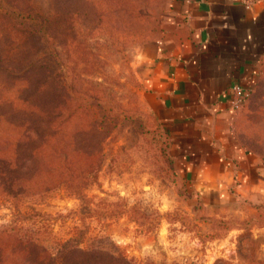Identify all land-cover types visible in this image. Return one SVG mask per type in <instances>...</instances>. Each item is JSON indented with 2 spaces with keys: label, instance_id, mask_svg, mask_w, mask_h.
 I'll use <instances>...</instances> for the list:
<instances>
[{
  "label": "rangeland",
  "instance_id": "1",
  "mask_svg": "<svg viewBox=\"0 0 264 264\" xmlns=\"http://www.w3.org/2000/svg\"><path fill=\"white\" fill-rule=\"evenodd\" d=\"M169 1L0 0V11L32 17H0L2 31L13 24L35 30L44 34L38 45L45 48V68L29 78L0 71L6 246L12 236L37 232L43 245L81 241L135 264H264V192L204 204L178 172L169 131L145 94L142 59L161 35ZM20 45L10 56L17 70L30 58L22 57ZM41 78L36 102L49 145L37 159L23 146L37 134L26 114L33 106L17 94L37 93L30 86ZM262 91L248 97L256 130L248 145L264 154ZM55 171L61 180L51 181ZM3 258V264H31L24 260L33 256L4 248Z\"/></svg>",
  "mask_w": 264,
  "mask_h": 264
},
{
  "label": "crops",
  "instance_id": "2",
  "mask_svg": "<svg viewBox=\"0 0 264 264\" xmlns=\"http://www.w3.org/2000/svg\"><path fill=\"white\" fill-rule=\"evenodd\" d=\"M170 0L151 44L144 91L171 137L178 172L204 204L264 192V154L250 147V102L264 87V0ZM247 127V129H246Z\"/></svg>",
  "mask_w": 264,
  "mask_h": 264
},
{
  "label": "trees",
  "instance_id": "3",
  "mask_svg": "<svg viewBox=\"0 0 264 264\" xmlns=\"http://www.w3.org/2000/svg\"><path fill=\"white\" fill-rule=\"evenodd\" d=\"M20 9L22 10L24 9V7ZM12 13L8 10H1L0 17L20 16L21 21L24 22L25 19L30 16L29 14L19 15ZM30 19H32L31 16ZM24 29L25 30H21V28L18 29L13 24L9 27L7 32H4L2 31V26L0 25V38L4 40V44L8 45V49L6 50V52L9 53L7 58L1 55V53L5 50L0 43V71L2 70L6 72L10 77L13 78H29L31 75L27 74L34 73V69L38 68L37 72H39L42 68H45L44 65H41L43 64V61L41 62V57L45 54V48H42L38 45L41 40L44 39V34H38L39 32H35V30L33 31L26 30V28ZM15 44H28V48H25L20 45V51L23 55L22 57H24L25 54H27L28 57L30 56V58L23 62L21 70H17L15 66L10 63V56L13 53L12 50L14 51V49L16 48L14 46ZM12 46L14 47L11 50ZM46 71L47 70L45 69L43 72L46 73ZM44 81L45 79L42 80V78L40 81L37 82L33 79V83L30 87L31 89L34 88V92L36 91L37 93H28L26 94L29 95L28 97L21 96L20 92H18L17 94L20 100L26 101L35 108L32 109V107L30 112L26 114L31 117L33 121L32 129L37 134H33L32 136H30V138L32 139L29 141V143H24L23 146L25 145L30 148L32 153H34L33 156L37 159L43 158L48 153L46 147L49 145V140L41 138V136L44 135L42 127L43 121L40 115L41 110L40 108H38V106L41 107V105L40 103L36 102L38 101V99L36 98L42 95L41 90H43ZM252 93L253 92L251 90L248 94L242 96L241 103L237 110H240L241 108L246 106V103L248 102V97ZM22 123L23 122H21V124ZM51 154L53 153H50L48 155ZM61 177V173L55 171L52 173L51 181H59L61 180ZM1 234L2 233H0V264H3L4 248H10L12 254L25 252L26 257L32 255L33 258L31 260H29L28 258L24 260V262L30 261L31 264H135L126 256L115 255L114 253L108 251L107 249L101 246H89L87 248H84L81 246V241H74L69 243L55 241L52 245H43V242L38 237V235L40 234H38L37 232H32V234H23V236L18 237L12 236V242L10 243L11 246L9 247V244H7L6 246V244L1 241V239L4 237L3 236L1 238ZM2 235H4V233ZM43 255H45V257Z\"/></svg>",
  "mask_w": 264,
  "mask_h": 264
},
{
  "label": "built area",
  "instance_id": "4",
  "mask_svg": "<svg viewBox=\"0 0 264 264\" xmlns=\"http://www.w3.org/2000/svg\"><path fill=\"white\" fill-rule=\"evenodd\" d=\"M244 3H247V0H242ZM242 97L239 96L236 98V100L233 103V107H235L236 109L239 107L240 103H241Z\"/></svg>",
  "mask_w": 264,
  "mask_h": 264
}]
</instances>
